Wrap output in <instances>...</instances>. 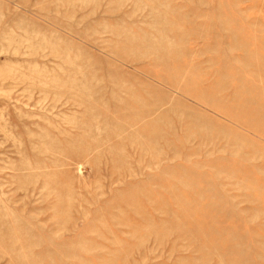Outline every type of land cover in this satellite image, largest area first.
<instances>
[{"label":"rangeland","instance_id":"rangeland-1","mask_svg":"<svg viewBox=\"0 0 264 264\" xmlns=\"http://www.w3.org/2000/svg\"><path fill=\"white\" fill-rule=\"evenodd\" d=\"M0 264H264V0H0Z\"/></svg>","mask_w":264,"mask_h":264}]
</instances>
